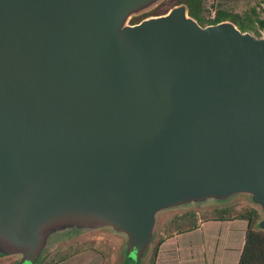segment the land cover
Wrapping results in <instances>:
<instances>
[{"label":"water","instance_id":"obj_1","mask_svg":"<svg viewBox=\"0 0 264 264\" xmlns=\"http://www.w3.org/2000/svg\"><path fill=\"white\" fill-rule=\"evenodd\" d=\"M157 1L0 0V255L13 264L100 226L138 262L158 211L239 192L264 229V28L202 25L183 3L129 22Z\"/></svg>","mask_w":264,"mask_h":264},{"label":"rangeland","instance_id":"obj_2","mask_svg":"<svg viewBox=\"0 0 264 264\" xmlns=\"http://www.w3.org/2000/svg\"><path fill=\"white\" fill-rule=\"evenodd\" d=\"M161 1L162 0H158L154 5L145 10L156 7ZM211 1L215 5L220 3V5L234 11H243L255 6L260 15L264 16V0H206L208 6H210ZM213 9L214 8L211 9V12ZM141 12L133 15H137ZM133 15H131V17ZM248 205H253L259 209L260 215L255 218L258 221L262 217L261 209L252 201L251 196L244 192L235 193L223 200L208 198L202 201L181 204L158 211L156 214L153 239L149 246V250L145 258L138 262L128 258V255L124 257V254H126L125 236L122 233L114 231L108 226H100L94 228H78L77 230L70 229L62 235L51 238V240L44 245L40 258L32 264H150V254L158 238H164L168 233L176 231L177 228L190 224V218L188 217L178 221L179 219L177 218H179V215H182V212L194 210L197 216H202L201 218L204 219L207 216L216 214V208L219 207H230L231 211L229 214H233ZM174 219H177V222H174ZM165 245L167 244L161 243L159 246V253L154 262L159 263L164 257L163 249L166 248ZM131 255L134 257L132 253ZM18 257L19 256L16 254L0 255V264H13ZM18 264L31 263L19 262ZM169 264H173V262L170 261Z\"/></svg>","mask_w":264,"mask_h":264},{"label":"trees","instance_id":"obj_3","mask_svg":"<svg viewBox=\"0 0 264 264\" xmlns=\"http://www.w3.org/2000/svg\"><path fill=\"white\" fill-rule=\"evenodd\" d=\"M179 3L185 4L188 14L194 17L202 25L229 19L232 20L242 31H250L256 36L262 35V29L264 28V16L260 15L255 6L243 11H234L220 5V3L215 5L212 1L210 6H208L206 0H162L158 5H156V7L145 10L137 15H133L130 18V22H137L150 14L163 13L169 7ZM212 8H214V18L211 17L210 13ZM230 211V207H219L216 208V214L207 216L204 219H230L233 217L246 219L247 225L243 233V244L236 264H264V229L259 227L257 220L255 219L258 215H260L259 209L253 205H248L233 214H229ZM194 212V210L184 211L181 213L182 215H179V218H177L179 219L178 221L188 217L190 218V224L179 227L176 231L190 229L196 225V220L203 219L201 218L202 216L199 217ZM177 219H174L173 221L177 222ZM174 232L175 231L168 233L167 236H170ZM167 236L164 238H158L152 248V253L150 254V264H154V260L156 259L160 248L159 246Z\"/></svg>","mask_w":264,"mask_h":264},{"label":"crops","instance_id":"obj_4","mask_svg":"<svg viewBox=\"0 0 264 264\" xmlns=\"http://www.w3.org/2000/svg\"><path fill=\"white\" fill-rule=\"evenodd\" d=\"M246 225V219L235 217L198 219L192 228L164 239V257L154 264H236Z\"/></svg>","mask_w":264,"mask_h":264},{"label":"built area","instance_id":"obj_5","mask_svg":"<svg viewBox=\"0 0 264 264\" xmlns=\"http://www.w3.org/2000/svg\"><path fill=\"white\" fill-rule=\"evenodd\" d=\"M214 11L211 12V17L214 18Z\"/></svg>","mask_w":264,"mask_h":264}]
</instances>
